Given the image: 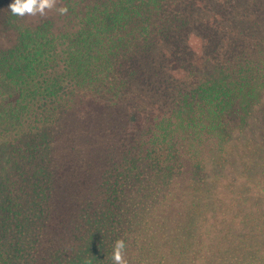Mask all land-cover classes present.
I'll use <instances>...</instances> for the list:
<instances>
[{
    "label": "trees",
    "instance_id": "1",
    "mask_svg": "<svg viewBox=\"0 0 264 264\" xmlns=\"http://www.w3.org/2000/svg\"><path fill=\"white\" fill-rule=\"evenodd\" d=\"M79 6H71L77 26H26L16 45L0 52V84L18 94L0 106V131L14 133L3 143L9 169L0 172V264H112L120 238L137 262L131 264H264V168L261 178L252 176L249 158L247 174L221 179L230 165L221 160L212 174L202 172L197 152L207 143L223 159L243 130L264 142V0ZM195 35L201 51L192 46ZM147 84L161 102L152 133L128 134L120 158L116 147L107 154L111 141L105 153L93 144L83 175L72 174L69 160L58 170L56 132L77 122V110L125 107L123 100L142 95ZM176 132L198 161L178 240L162 232L168 223L158 218L172 198L160 187L183 166L170 149ZM238 226L245 229L239 238Z\"/></svg>",
    "mask_w": 264,
    "mask_h": 264
},
{
    "label": "rangeland",
    "instance_id": "2",
    "mask_svg": "<svg viewBox=\"0 0 264 264\" xmlns=\"http://www.w3.org/2000/svg\"><path fill=\"white\" fill-rule=\"evenodd\" d=\"M12 2L13 0H0V52H4L10 47L16 45L19 31L26 26L37 28L38 25L40 26L49 20H54L56 22V26L60 28L64 25H68L69 23H71L73 27L77 26L79 24L80 18L75 12L72 11L71 6H77L79 9V5H81L83 0H57V7L61 5H66L68 7V13L66 15H60L53 10L49 11L47 16L26 15L24 17L13 15L10 12L8 5ZM55 31L59 32L60 29H55ZM252 34V30H249L247 35L248 37H252ZM202 45L203 42L201 38L195 35L192 41L193 48H195L197 51H201L203 48ZM1 74L2 73H0V81L3 78ZM152 85H145L143 87L144 92L142 95L135 97V95L132 94V96H130L128 99L123 100L121 104H123L125 107L120 106L115 107L114 109H106V107L98 108L97 106H90L88 110H77L75 115H73L76 118L75 121L77 122L72 124V126L70 125V127L65 126L64 129L61 128L60 132H56L59 134L55 139L56 141L52 150V158L56 160L60 166L58 170L61 171L64 163L69 160L67 164H71L73 166L72 174L74 176L83 175L85 172H89L87 159L90 148L93 144H100L103 148L102 151L105 153L104 149H108L106 142L111 141L113 146H111L110 149L115 147L118 149L114 157L120 158L119 155L122 152L121 145H130L131 143V136L128 134L133 132L137 135V138H140L144 132L152 133V131L156 129V122L154 119H152V117H156L160 114L158 110L161 106V102L155 103L157 100L152 99L150 94V87H152ZM147 90L149 91L148 93ZM17 95V91L10 84L7 86L0 84V106L5 104L10 105L12 102H15L18 97ZM158 100L163 101V98ZM158 104H160V106H158ZM132 110H139L142 112V114L139 115L128 112ZM151 110L156 111L153 116L149 115ZM63 125L64 124L56 126V129ZM256 130L257 132H260V126ZM242 132H244V134ZM242 132H240V134L235 139L233 149L229 151V154H224L223 159L221 158L220 160L217 154H213L212 151L207 148V143L200 145L197 152L200 151L199 157H201L200 162L202 163V168H206V170L202 172H210L212 174L213 171L211 170L213 167L222 160V162L230 165L231 169L224 170V175L218 176V178L222 179L226 177L228 180H230L235 174L237 176H243L247 174L246 170L249 165L250 158L253 160L252 176L256 177L257 179L261 178V170L264 168V142L262 139L258 138L256 133H248L246 130H243ZM4 134L5 131H0V172L1 170H3V172H8L9 169V165L6 163L7 154H3V143L9 144L10 141H13L12 138L14 137L13 132L11 135H8L9 133L6 135ZM173 141L174 143L170 147L171 153L178 151L179 160H182L180 163H183V166L180 171L177 170V173L174 174V180L170 181V184L160 187L161 189L164 188L163 192L170 195L172 198L169 202L170 208H164L162 212L159 211L158 218L163 223H168V226L164 225L165 229H162V232L167 237L178 240V237H182L184 234L185 225L187 223L184 222L185 213L188 211L190 202L194 197V192L192 189L194 182L193 176L195 175L196 171L195 163L198 164V161H193V157L191 156V154H193V149H191L189 144L190 141L183 133L176 132L173 137ZM110 149L107 154H111L113 156L115 149ZM165 150L166 146H163L161 152L167 154ZM233 155L236 156V158L233 157ZM230 158H232V160ZM233 159L236 161L235 164ZM94 165L96 169L95 171L90 169L92 170L90 171L91 173L98 170L97 163ZM219 169L220 167L216 168V171ZM203 176H205V179L207 178V175ZM215 177H217V175ZM207 180H209V178ZM91 187L94 188L95 185ZM206 190H209V186ZM207 196L208 194L205 193L204 198ZM168 215L173 219L171 223L169 222L170 218ZM233 233L234 237L239 238L245 233V229L243 226H238V228L233 231ZM227 237H230V234H228ZM168 248H170V246H168ZM134 251H137L136 246L132 247V253ZM126 258L129 264L137 263L133 254L130 252L126 253Z\"/></svg>",
    "mask_w": 264,
    "mask_h": 264
},
{
    "label": "clouds",
    "instance_id": "3",
    "mask_svg": "<svg viewBox=\"0 0 264 264\" xmlns=\"http://www.w3.org/2000/svg\"><path fill=\"white\" fill-rule=\"evenodd\" d=\"M13 15L24 16H47L49 11H56L60 15L68 13V7L61 5L57 7V0H13L8 5ZM126 243L123 238L117 239L112 252V264H129L126 258Z\"/></svg>",
    "mask_w": 264,
    "mask_h": 264
}]
</instances>
